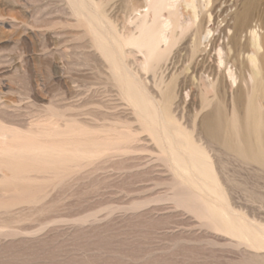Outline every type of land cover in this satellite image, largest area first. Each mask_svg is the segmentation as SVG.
Here are the masks:
<instances>
[{
    "label": "rangeland",
    "instance_id": "374dc122",
    "mask_svg": "<svg viewBox=\"0 0 264 264\" xmlns=\"http://www.w3.org/2000/svg\"><path fill=\"white\" fill-rule=\"evenodd\" d=\"M90 1L88 12L104 15L114 33L133 6L144 9L143 0ZM212 2L218 44L245 42L251 27L264 35V0ZM92 30L70 0H0V131L60 151L0 154V264H264V249L224 229L209 208L264 225V169L209 140L216 108L232 112L237 84L245 114L242 82L204 103L200 88L190 89L193 63L182 62L189 35L156 72L139 70L138 51L125 55L186 139L216 164L227 199L203 196L178 177Z\"/></svg>",
    "mask_w": 264,
    "mask_h": 264
},
{
    "label": "bare ground",
    "instance_id": "6f19581e",
    "mask_svg": "<svg viewBox=\"0 0 264 264\" xmlns=\"http://www.w3.org/2000/svg\"><path fill=\"white\" fill-rule=\"evenodd\" d=\"M70 1L79 8L90 23L102 53L112 62L113 71L126 88L139 116L146 121L154 137L162 142L164 151L169 153L178 177L191 183L203 196L227 199L224 183L207 149L189 138L186 139L184 131L179 125L174 124L170 110L162 107L149 89L140 83L138 70L135 71L136 69L129 65L125 55L138 51L143 56L135 62L138 63L139 70L156 72L171 55L176 43L187 35H189L188 50L187 55L182 54L184 56L182 62L184 67L188 66V69L193 63L190 89L200 88L204 93L203 102L210 103L209 97L217 90L224 91L227 84L232 90L235 84L242 82L244 90L242 93L244 99L248 101L245 114L241 115L238 104L241 100L239 93L242 87L237 84V88L232 91L233 110L229 114L220 106L216 108L215 122L209 140L217 144L220 141L224 142L236 160L247 167L258 166L264 169V35L260 34L257 28L248 26L250 29L245 42H233L232 45L225 47L216 42L215 32L218 27L215 28L216 14L210 11L212 0H143L144 9H140L137 5L133 6L131 17L122 19L123 30L114 33L115 27L103 17L104 15L102 16L100 12L94 14L88 12L89 7L92 6L91 1ZM229 42H232V39ZM113 53L117 54V58L113 57ZM219 75L222 76L218 83ZM227 78L230 80L228 83ZM242 121H244V129ZM7 132L5 129L0 131V136L3 135L0 144L1 156L10 157V154H14L15 156H12L16 157L18 154L22 159L23 156L32 154L34 158L33 154L48 151L45 147L43 148L45 150L40 149L41 145H26L24 140L26 134L23 136V133L17 132L9 135L11 133ZM47 143L49 145L50 142ZM54 145L57 144H53V148ZM48 148L53 149L52 146ZM61 149L68 151L65 148ZM50 151L48 152L51 153ZM59 152L57 151L58 155ZM65 152L63 154L67 155L68 152L66 154ZM44 153L43 155L48 154ZM43 155H40L41 158H44ZM51 160L52 158L49 161ZM47 162L46 160L44 163ZM209 208L213 214L222 217L224 229L252 247L264 249V225L251 222L229 208L218 209L214 206Z\"/></svg>",
    "mask_w": 264,
    "mask_h": 264
}]
</instances>
